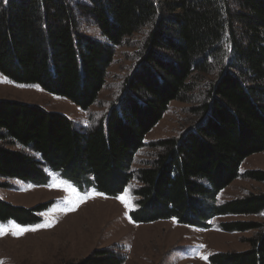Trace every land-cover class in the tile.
<instances>
[{
	"label": "trees",
	"instance_id": "16d2710c",
	"mask_svg": "<svg viewBox=\"0 0 264 264\" xmlns=\"http://www.w3.org/2000/svg\"><path fill=\"white\" fill-rule=\"evenodd\" d=\"M90 20L103 39L80 29ZM149 28L120 96L104 118L80 128L36 104L0 99V177L44 185L49 171L78 190L116 197L133 178L131 164L168 104L229 44L224 67L206 90L200 116L136 173L133 222L174 219L208 228L212 217L264 211V192L223 202L218 193L242 161L264 150V0H0V73L64 96L81 109L97 99L114 51ZM18 144L21 149L10 146ZM264 184V170L245 172ZM49 203L32 207L0 198V222L38 223ZM225 231L255 230L242 251L216 252L210 264H264L261 221L222 222ZM111 246L68 264H122Z\"/></svg>",
	"mask_w": 264,
	"mask_h": 264
},
{
	"label": "rangeland",
	"instance_id": "374dc122",
	"mask_svg": "<svg viewBox=\"0 0 264 264\" xmlns=\"http://www.w3.org/2000/svg\"><path fill=\"white\" fill-rule=\"evenodd\" d=\"M80 29L88 35L103 39L90 20L82 19ZM148 30L147 26L141 28L115 48L112 62L106 71L104 86L96 101L86 110L64 96L47 92L37 84L18 83L1 73L0 78H7L8 82H0V99L36 104L46 110L66 115L76 127H91L104 118L108 107L120 96L124 80L140 56ZM219 48V56L208 59L203 71H195L187 79V89L168 104L162 118L145 135L144 145L136 152L131 164L133 178L120 195H100L95 188L88 186L78 190L71 182L47 168L45 170L49 174V181L44 185L0 177V198L3 200L24 207L49 203L40 212L41 220L38 223H15L16 225H52L13 235L12 231L15 229L9 222L14 221L0 222V225L7 226V234L0 235V262L68 264L85 257L94 248L111 246L112 250L124 255L122 264H210L208 257L213 253L247 249V239L256 234L255 230L225 231L220 224L234 220L261 221L264 224V211L257 214L218 215L208 221V228L179 224L174 219L136 223L129 216L130 210L136 206L133 194V190L139 185L136 173L140 168L148 166L161 151L158 141L179 137L193 127L199 118L206 90L221 67H224L229 55L227 42L222 43ZM10 148L23 150L18 144ZM23 151L29 152L25 149ZM257 169L264 170V150L242 161L239 176L218 193L217 202L241 197L250 192H264L263 183L245 176V172ZM61 181L67 184H61ZM69 185L76 190L75 193ZM85 196L87 198L79 202V198ZM120 196L130 200L132 207H126L117 199ZM74 206L75 210H67ZM202 256L207 259H202Z\"/></svg>",
	"mask_w": 264,
	"mask_h": 264
},
{
	"label": "snow or ice",
	"instance_id": "6c2138e0",
	"mask_svg": "<svg viewBox=\"0 0 264 264\" xmlns=\"http://www.w3.org/2000/svg\"><path fill=\"white\" fill-rule=\"evenodd\" d=\"M0 82H8V81H7V78H0ZM60 183H61V184H67V182H64V181H61ZM69 188L71 189V191H72L73 193L76 192V190H75L74 188H71V185H69ZM100 195H102V194H100ZM86 198H87V196H85V197H80V198H79V202H83V200L86 199ZM117 199H120L121 202L124 203L126 207H132V205H131V203H130V200L125 199L124 196L117 197ZM69 202H70V203L72 202V201H71V198H69ZM76 206H78V205H76ZM67 210H68V211L75 210V206L72 207V208H69V209H67ZM9 223L11 224V227H12L13 229H15L14 231H12V234H13V235H21V234H23V233L26 232V231H35V230H37V227H51V226H52L51 224H46V225H39V226H35V227H22V226H20V225H16L15 222H9ZM6 227H7L6 225H0V235H5V234H7V232L5 231V228H6ZM201 258H202V259H207L206 256H202ZM0 264H2V262H0Z\"/></svg>",
	"mask_w": 264,
	"mask_h": 264
},
{
	"label": "bare ground",
	"instance_id": "6f19581e",
	"mask_svg": "<svg viewBox=\"0 0 264 264\" xmlns=\"http://www.w3.org/2000/svg\"><path fill=\"white\" fill-rule=\"evenodd\" d=\"M54 238V237H53ZM29 251H31V250H29Z\"/></svg>",
	"mask_w": 264,
	"mask_h": 264
}]
</instances>
